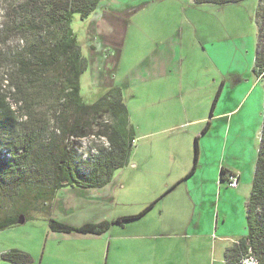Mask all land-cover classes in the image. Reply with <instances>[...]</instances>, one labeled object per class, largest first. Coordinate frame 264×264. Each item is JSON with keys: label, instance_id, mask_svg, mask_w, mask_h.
I'll use <instances>...</instances> for the list:
<instances>
[{"label": "rangeland", "instance_id": "374dc122", "mask_svg": "<svg viewBox=\"0 0 264 264\" xmlns=\"http://www.w3.org/2000/svg\"><path fill=\"white\" fill-rule=\"evenodd\" d=\"M257 4L99 0L87 17L73 14L82 55L90 56L89 46L97 50L90 48L92 64L80 76L82 99L91 103L109 87L118 89L132 129L127 161L99 185L64 181L53 197L50 164L27 166L21 176L3 174L0 217L25 220L0 230V264H23L2 257L11 249L27 253L26 264H227L225 249L245 234L240 204L251 190L262 120L263 86L253 71ZM32 6V0H0V80L22 43L4 27L32 15ZM7 94L11 108L22 112L12 89ZM40 96L34 110L47 118V132L60 139L57 116L63 106L47 90ZM236 102L225 114L228 122L220 118ZM90 118L86 137H67L75 145L78 180L89 175L98 150L109 147L96 133L103 122L112 123L109 113L101 109ZM195 137L197 171L185 178ZM5 141L0 136V159L12 163L19 151ZM203 146L211 153L203 155ZM215 164L240 169L237 189L226 190L225 181L216 184ZM41 190L45 194L37 196ZM50 218L109 226L99 233L64 232L51 229Z\"/></svg>", "mask_w": 264, "mask_h": 264}, {"label": "trees", "instance_id": "16d2710c", "mask_svg": "<svg viewBox=\"0 0 264 264\" xmlns=\"http://www.w3.org/2000/svg\"><path fill=\"white\" fill-rule=\"evenodd\" d=\"M99 0H32L35 6L25 17L14 18L6 24L7 36L18 35L22 43L12 54V67L5 78L0 80V136H5V145L13 147L17 154L12 163L0 159V177L22 173L27 166L34 168L45 163L53 166L52 189L50 196L67 185H99L110 179L114 169L123 166L129 154L132 129L127 126V111L123 99L116 87H109L95 101H83L80 76L91 65L92 56L88 58L81 53V47L71 27L74 13L81 18L87 17L97 7ZM213 3H225L238 0H197ZM257 26L256 51L253 71L263 86V109L259 134L257 156L251 190L246 202V234L240 236L227 247L224 259L227 264H264V0H258L255 10ZM89 48L94 49L93 46ZM3 85V86H2ZM16 95V113L7 100L8 92ZM220 89V87H219ZM213 98L210 116L218 98ZM48 91L54 95L62 107L58 114V130L62 137L58 139L52 132H47V118L36 113L34 108L39 100L37 95ZM101 109L109 113L112 123L103 122L97 134L104 136L109 144L100 148L91 164V171L85 180H78L74 174V161L77 160L74 143L67 144V137H86L85 130L90 124V116ZM70 111L72 116L66 115ZM66 112V113H65ZM24 117V119L22 118ZM206 122L204 131L209 126ZM2 147H0L1 149ZM198 137L194 139L193 163L185 178L191 176L198 166ZM223 179L224 170L220 169ZM45 194L44 190L36 193ZM19 215L8 214L0 217V230L17 223ZM132 217V216H129ZM120 220V219H119ZM49 226L64 232L99 233L108 228L109 222H88L80 226L49 219ZM2 257L13 262L26 264L30 261L27 253L11 249L2 253Z\"/></svg>", "mask_w": 264, "mask_h": 264}, {"label": "crops", "instance_id": "0c3cea01", "mask_svg": "<svg viewBox=\"0 0 264 264\" xmlns=\"http://www.w3.org/2000/svg\"><path fill=\"white\" fill-rule=\"evenodd\" d=\"M103 38H105V36H103ZM116 44V43H115ZM88 55H91V53H92V50L89 48V50H88ZM97 52V50L96 49H94V53H96ZM256 79H257V77H256ZM257 81H258V79H257ZM259 83H260V81H258ZM230 98H231V96H230ZM232 99H234L233 97H232ZM262 100H263V88H262ZM237 104H238V102H236L235 104H232V106L231 107H229V109H227V110H225V111H223V112H221V113H218V115H223L222 117H220V118H223L224 119V121H226V122H228V119H229V116H225V114H227V113H229V112H232L236 107H237ZM262 109H263V102H262ZM199 119V118H198ZM231 119V118H230ZM195 120H197V119H195ZM204 147V146H203ZM206 149V150H205ZM212 148L211 147H209V148H205L204 147V154L203 155H205L206 156V153H211V150ZM258 149V148H257ZM201 153V152H200ZM231 164V163H230ZM254 164H255V162H254ZM216 167V169H217V171L219 172V174L217 175V174H215V182H216V184H218V181H225V187H228V188H226V190L227 189H229V188H232V187H230V186H228V184H227V179H226V176H227V174L228 173H237L238 174V185L236 186V188L234 187V188H232V189H237L238 188V186H239V178H240V175H241V171H240V169L239 168H237L235 165H229L228 167H224V166H220V165H216L215 164V166H214V168ZM223 169L224 170V174L222 175L223 176V179H221L220 178V169ZM197 171V168H196V170L194 171V172H196ZM224 193H225V189H224ZM246 202H247V199H243L242 201H241V206H242V214L243 215H245V211H246ZM227 204H229V202L227 203ZM227 209H228V207H226ZM244 212V213H243ZM242 215V216H243ZM245 220H246V218H245ZM244 220V217H243V230H245V234H246V232H247V229H246V221Z\"/></svg>", "mask_w": 264, "mask_h": 264}, {"label": "built area", "instance_id": "2783aa9c", "mask_svg": "<svg viewBox=\"0 0 264 264\" xmlns=\"http://www.w3.org/2000/svg\"><path fill=\"white\" fill-rule=\"evenodd\" d=\"M228 186L234 188L238 185V174L228 173L226 176Z\"/></svg>", "mask_w": 264, "mask_h": 264}, {"label": "water", "instance_id": "95a60500", "mask_svg": "<svg viewBox=\"0 0 264 264\" xmlns=\"http://www.w3.org/2000/svg\"><path fill=\"white\" fill-rule=\"evenodd\" d=\"M24 220H25L24 215H19V217H18V219H17V223H23ZM252 262H254V261L252 260ZM254 264H255V262H254Z\"/></svg>", "mask_w": 264, "mask_h": 264}, {"label": "bare ground", "instance_id": "6f19581e", "mask_svg": "<svg viewBox=\"0 0 264 264\" xmlns=\"http://www.w3.org/2000/svg\"><path fill=\"white\" fill-rule=\"evenodd\" d=\"M248 263L249 264H254V262H252V260H248Z\"/></svg>", "mask_w": 264, "mask_h": 264}, {"label": "clouds", "instance_id": "9594fccd", "mask_svg": "<svg viewBox=\"0 0 264 264\" xmlns=\"http://www.w3.org/2000/svg\"><path fill=\"white\" fill-rule=\"evenodd\" d=\"M248 263V262H247Z\"/></svg>", "mask_w": 264, "mask_h": 264}]
</instances>
